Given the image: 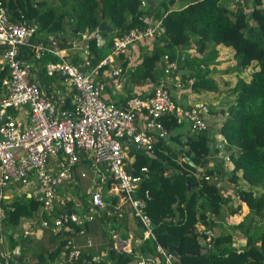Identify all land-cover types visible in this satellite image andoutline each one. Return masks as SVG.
Wrapping results in <instances>:
<instances>
[{
    "label": "trees",
    "instance_id": "1",
    "mask_svg": "<svg viewBox=\"0 0 264 264\" xmlns=\"http://www.w3.org/2000/svg\"><path fill=\"white\" fill-rule=\"evenodd\" d=\"M4 1L11 20L35 22L39 36L54 35L61 43L71 34L104 24L110 26L112 31L106 34L103 47L94 41L89 43L93 64L110 53L113 35L160 22L151 49L149 43H144L141 53L133 58V67L127 73L129 82L157 85L164 75L162 59L167 54L177 63L175 73H181L180 86L195 93L226 92L228 95L221 101L224 106L219 111L210 106L209 112L225 115L218 133L225 141L224 149L233 168L224 171L225 160L216 156L218 149L210 127L191 133L174 117H163L165 132L152 153L130 147L129 154L135 160L131 163L133 170L127 161V169L142 176L134 197L146 199L148 191L146 212L158 243L178 255L175 264H264V0H145L144 8L143 0ZM219 47L230 48L234 61L227 69L234 71L235 81L225 80L223 89L211 76L219 64ZM191 48L193 52H189ZM49 60H53L50 55L39 59L41 69ZM121 65L127 67L123 56ZM106 68L107 65L103 67ZM4 75L0 72V85ZM174 100L179 103L175 97ZM186 156L193 165L184 160ZM213 158L214 163L209 166ZM142 166L148 168L147 173L140 172ZM223 185L231 188L232 197L224 193ZM73 192L79 190L75 188ZM115 202L116 198L112 200ZM243 205L248 208L244 218L237 224L227 223L228 216L240 214ZM3 206L7 212L3 220L7 227L6 247L19 248L21 241L28 238L18 232L19 225L39 219L41 202L34 194H24ZM100 219L104 231L110 233L108 254L90 264H129L136 248L133 246V253H127L113 247V229L123 238L128 236L123 218L121 224L113 222L111 231ZM223 221L228 229L246 239L244 246L233 245L234 231L214 233ZM141 233L142 229L136 237L141 238ZM61 235L64 237L59 238L55 249L35 253V264H68L65 260L54 261H59L61 255L66 257L68 233L54 236ZM208 235L213 238L210 248L202 243ZM155 247L154 240L147 239L139 243L138 250L153 255ZM84 256L92 258L87 253Z\"/></svg>",
    "mask_w": 264,
    "mask_h": 264
},
{
    "label": "built area",
    "instance_id": "2",
    "mask_svg": "<svg viewBox=\"0 0 264 264\" xmlns=\"http://www.w3.org/2000/svg\"><path fill=\"white\" fill-rule=\"evenodd\" d=\"M141 6H146L145 0ZM159 29L160 22L155 21L146 29L134 28L113 35L110 53L93 64L90 41L98 47L106 43L100 27L86 29L79 39L61 43L54 35L39 36L35 22L11 20L5 1L0 0V72L5 74L0 85V264H20L19 248L8 250L5 244L3 220L7 212L3 205L24 194H34L41 207L37 221L22 223L23 237L43 229L53 235L66 231L64 260L68 264H90L107 255L102 252L88 260L76 238L85 237L84 246L91 248L88 224L98 215L111 231L110 222L121 224L126 205L130 217L142 229V236L131 234L123 238L113 229V247L133 253L132 242L139 246L152 239L156 243L153 255L137 250L129 264H175L178 255L158 243L152 219L146 212L148 191L146 199L134 197L142 176L127 169V161L133 170L131 163L135 160L129 151L132 147L152 153L165 132L163 117H174L177 124H187L192 131L205 130L209 106L175 102L167 77L177 70V63L167 54L162 59L165 78L151 85L146 94L138 93L123 104L104 96L105 78L118 91L127 79L121 56L131 69V47L151 43ZM45 55L53 60L41 69L39 59ZM109 64H113L111 69H103ZM41 71L59 77L71 87L66 89L64 85V93L54 90L50 96L45 95ZM223 146L222 142L217 144L220 150ZM224 160L230 161L229 156L225 155ZM140 172L147 173L148 168L142 166ZM86 178L91 184L83 193L80 181ZM75 188L78 193L73 192ZM109 197L116 198V202L112 203ZM212 239V235L204 239L207 248ZM239 241H243L242 246L246 243L245 238ZM233 245L240 247L234 239Z\"/></svg>",
    "mask_w": 264,
    "mask_h": 264
},
{
    "label": "crops",
    "instance_id": "3",
    "mask_svg": "<svg viewBox=\"0 0 264 264\" xmlns=\"http://www.w3.org/2000/svg\"><path fill=\"white\" fill-rule=\"evenodd\" d=\"M143 45L141 43H138V45L134 44L132 47H131V50H130V53L132 55V58L136 57L137 56V53H141V50H142V47ZM148 49H151V45L148 47ZM191 52H193L194 50L191 48ZM219 57H218V60H219V64L216 66L217 68V71H212V75L213 78L216 80V76L217 75H220V73H223V71L221 70V67H226V72L228 71H232V70H228L227 68L229 66H221L223 63H227V62H230L232 61V59L230 60H222L224 58H228L230 55L233 54V51L230 49V48H227V47H219ZM228 54V56H227ZM124 58V56H123ZM113 64H109L107 66L106 69H111ZM233 63L230 65L232 66ZM131 66V65H130ZM130 66L127 65L126 67V73L129 71V68ZM228 70V71H227ZM232 73H234V71H232ZM234 77V75H233ZM181 73H177V74H174L171 75L169 77V80H168V83H169V86L171 88V94H173V96L175 97V99H177V101L179 102V104L181 105H192V104H200V103H206L205 99L207 96H211V93L212 94H217L218 95V98L220 99L221 95L222 94H226V92L222 91L221 93H215V92H208V91H202L200 93H195V92H192L190 90V88L188 87H182L180 86L181 85ZM179 80V81H178ZM222 81H224L223 79H221ZM231 80L230 78L228 79V81ZM234 80H235V77H234ZM191 81L193 82L192 79L189 80V83H191ZM217 81V80H216ZM104 82H106V87H105V91H104V96L106 98V100H109V101H112L114 103H118V104H123L126 102L127 99H129L130 97L140 93V94H146L147 91L151 88V85L152 83H146L144 85H138V84H134L132 82H129V79L127 78L121 89L118 91V90H115L111 84H110V81L108 78H105L104 79ZM178 83H179V86H178ZM217 83L219 84L220 86V89H223L225 84H223L224 86H221V84L217 81ZM216 95V97H217ZM224 97H221V99L219 100H214V104L212 107V109L214 110H217L219 111L218 109L222 106V99ZM224 106V105H223ZM222 106V107H223ZM223 116V118H225V115L222 114L221 112L217 113V114H212V113H209L206 117H215V121L210 124L209 123V127L211 128L212 132H213V135L217 136V142H219L220 140V134L218 133V129L219 127L221 126V124L223 122H221L220 125H217V127H214V125L217 123V116ZM225 120V119H224ZM222 120V121H224ZM185 129V127H184ZM186 130V129H185ZM181 153V152H180ZM219 155H222L223 152H219ZM181 155H183V153H181ZM219 157V156H217ZM215 157V158H217ZM214 163V158L210 160V162L208 163L209 166H212ZM233 168V163L231 161H225L224 163V171H228V170H231ZM88 179V178H86ZM90 186V185H89ZM87 186V188L89 187ZM80 188H81V181H80ZM86 188V190H87ZM223 189H224V193H227V195L231 196L232 197V192H231V188H228L226 185H223ZM86 190L84 192H86ZM83 192V191H81ZM83 192V193H84ZM109 199L112 200L111 197H109ZM110 201V200H108ZM248 212V208L246 205H243L242 206V209H241V213L240 214H234V215H229L226 222L227 223H230L231 225L233 224H237L239 223L243 218L244 216L247 214ZM123 222L127 228V235L130 236L131 234L136 236L138 234H140V231H137V228L138 226L135 224V222L132 220V218L130 217L129 215V212L127 210L124 209V212H123ZM221 225L218 226L217 228H215L214 230V233L215 234H220V233H223L224 231L226 230H230L231 232L234 231L233 229H228V227L226 226V224L223 222H220ZM95 227L97 228V226L95 225ZM234 236H233V239H234V244H239L240 246L242 245V242L239 241L240 239H243V237L239 234V233H236L234 231ZM127 237V236H126ZM237 239V240H236ZM76 242L78 244L81 245V247L83 248L84 251H87L89 255L91 256H97L99 254H101L102 252H107L108 254V249H107V243H105V241L103 242V240H97L93 241V246L91 248H87L86 246H84V243H85V237H80L78 236L76 238ZM138 243L137 242H132V246H134L136 248V251L138 250ZM28 246V245H27ZM58 246V242L51 248V249H55L56 247ZM49 249V250H51ZM107 257V255L105 256ZM64 260V257L61 255V258H59V261L56 259H54L55 262L57 263H61L62 261ZM37 261V258L35 260V262ZM34 262V263H35Z\"/></svg>",
    "mask_w": 264,
    "mask_h": 264
},
{
    "label": "rangeland",
    "instance_id": "4",
    "mask_svg": "<svg viewBox=\"0 0 264 264\" xmlns=\"http://www.w3.org/2000/svg\"><path fill=\"white\" fill-rule=\"evenodd\" d=\"M155 1H160V0H155ZM71 39H79L80 37V33L79 34H71ZM142 45L144 43H141ZM138 45V44H136ZM228 56V54H227ZM231 60L232 59V55H230L228 58H224L222 60ZM234 64V61H230L227 63H223L221 66H230L231 64ZM221 70L223 71V73H220V75L216 76V80L221 84V86H224L223 84H225V80H228L229 78L232 82H234V73H232V71H228L226 72V67H221ZM221 79H223L224 81H222ZM40 81L42 84V89H43V93L47 96H50L51 94H53L54 90H59L61 93H64L65 91L63 90L62 86L65 85L66 89H68V87H71L69 83H64L60 80L59 77H55V76H47L43 71L40 72ZM223 93V92H222ZM217 94H212L211 96H207L206 97V104H208V106H213L214 104V100H218V95L216 97ZM228 94H222L221 97L226 98ZM220 97V99H221ZM219 99V100H220ZM225 118H223V116H217V123L214 125V127H217V125H220L221 122H223L222 120H224ZM205 121L207 124H212L215 121V117H206ZM185 127V131H190L191 133L196 132V131H192L189 127V125L187 124H183V128ZM168 139V136L166 137ZM90 183V179H81V191H85L87 186H89ZM123 209L129 211L130 208L126 205ZM111 224L115 225L112 221L110 222ZM95 225L97 226V228L95 227ZM125 226V225H124ZM126 227V226H125ZM7 227L5 225V231H6ZM105 226L103 224H101V219L100 217L97 215L95 220L93 222H91L90 224H88V233L87 236H89L92 241H97V240H103V242L105 241V243L108 242L109 240V236L110 233L109 231H104ZM140 227L137 228V231H140ZM18 232H22L23 233V225L22 223L19 225V229ZM64 235L61 236H52L51 233H49V231L43 229L41 232L34 234L32 236H29L28 238L24 239L23 241H21V245L19 247V252L23 255V264H35V260L36 258H38L37 256H35V253L37 252H45L48 249H51L59 240V238H63ZM28 245V246H27ZM39 252V253H40Z\"/></svg>",
    "mask_w": 264,
    "mask_h": 264
},
{
    "label": "clouds",
    "instance_id": "5",
    "mask_svg": "<svg viewBox=\"0 0 264 264\" xmlns=\"http://www.w3.org/2000/svg\"><path fill=\"white\" fill-rule=\"evenodd\" d=\"M145 7H146V6H145ZM149 44L151 45V43H149ZM162 64H163V61H162ZM129 70H130V69H129ZM174 74H177V73L174 72V73L170 74V75L167 77V81L169 80V77H170L171 75H174ZM127 78H128V76H127ZM163 78H165V75H163L161 79H163ZM161 79H160V80H161ZM178 81H179V80H178ZM191 83H192V81H191ZM152 85H153V84H152ZM168 86H169V83H168ZM169 87H170V86H169ZM170 89H171V88H170ZM172 97H173V99H174L173 94H172ZM175 102H176V101H175ZM176 103H177V102H176ZM178 104H179V103H178ZM188 105H189V104H188ZM207 105H208V104H207ZM184 106H186V105H184ZM209 108H210V106H209ZM209 113H210V112H209ZM208 127H209V124H208ZM208 127H207V128H208ZM219 134H220V133H219ZM219 136H220L221 138H220L219 142L216 143V141H217V136L213 135V137L215 138V147L217 148V144L220 143V142H222V143L224 144L223 149H222V150H220V149H218V148H217V149H218L219 152H223V153H222V155H219V153H217L216 156L224 157L225 155H228V153L225 152V149H224V148H225V141H224L222 135L220 134ZM184 140L186 141V139H184ZM184 160H185V159H184ZM202 243H204V240L202 241ZM235 247H236V246H235ZM240 247H242V245H241ZM236 248H238V247H236ZM85 253L88 254L87 251H85ZM19 255H21V254H19ZM19 255H18V256H19ZM18 256H17V257H18ZM91 257H92V256H91ZM19 262H20V261H19Z\"/></svg>",
    "mask_w": 264,
    "mask_h": 264
},
{
    "label": "water",
    "instance_id": "6",
    "mask_svg": "<svg viewBox=\"0 0 264 264\" xmlns=\"http://www.w3.org/2000/svg\"><path fill=\"white\" fill-rule=\"evenodd\" d=\"M100 29L104 31V36H106V34H107L108 32H111V31H112V28H111L110 26L106 25V24L102 25V26L100 27ZM250 30H251V29H250ZM2 121H4V118H2ZM140 152H143V151L140 150ZM185 160H186L190 165H193V162L190 160V158H189L188 156L185 157ZM17 259H18V261L21 262V260H22V256L19 255V256L17 257Z\"/></svg>",
    "mask_w": 264,
    "mask_h": 264
}]
</instances>
